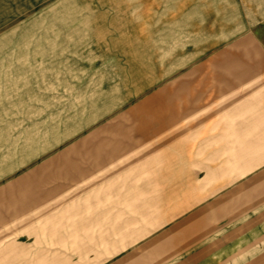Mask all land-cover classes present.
I'll use <instances>...</instances> for the list:
<instances>
[{"label":"rangeland","instance_id":"obj_1","mask_svg":"<svg viewBox=\"0 0 264 264\" xmlns=\"http://www.w3.org/2000/svg\"><path fill=\"white\" fill-rule=\"evenodd\" d=\"M262 238L264 0H0V264H264Z\"/></svg>","mask_w":264,"mask_h":264},{"label":"crops","instance_id":"obj_2","mask_svg":"<svg viewBox=\"0 0 264 264\" xmlns=\"http://www.w3.org/2000/svg\"><path fill=\"white\" fill-rule=\"evenodd\" d=\"M254 228V227H252ZM259 239H256V241H258ZM261 240H264V238H262ZM255 245L253 242L250 244L249 246H253ZM259 256H256L253 260H251L248 264H261V262L263 261L262 258H258Z\"/></svg>","mask_w":264,"mask_h":264}]
</instances>
